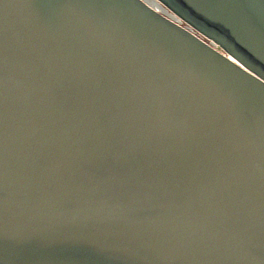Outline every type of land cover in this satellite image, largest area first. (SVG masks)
I'll return each mask as SVG.
<instances>
[{"label":"water","instance_id":"1","mask_svg":"<svg viewBox=\"0 0 264 264\" xmlns=\"http://www.w3.org/2000/svg\"><path fill=\"white\" fill-rule=\"evenodd\" d=\"M158 1L0 0V264H264V0Z\"/></svg>","mask_w":264,"mask_h":264},{"label":"bare ground","instance_id":"2","mask_svg":"<svg viewBox=\"0 0 264 264\" xmlns=\"http://www.w3.org/2000/svg\"><path fill=\"white\" fill-rule=\"evenodd\" d=\"M149 4H151L154 8L161 12L169 13L174 16L173 13L169 12L158 0H147Z\"/></svg>","mask_w":264,"mask_h":264},{"label":"built area","instance_id":"3","mask_svg":"<svg viewBox=\"0 0 264 264\" xmlns=\"http://www.w3.org/2000/svg\"><path fill=\"white\" fill-rule=\"evenodd\" d=\"M181 24H182V25H185V23H184V22H182V21H181Z\"/></svg>","mask_w":264,"mask_h":264}]
</instances>
